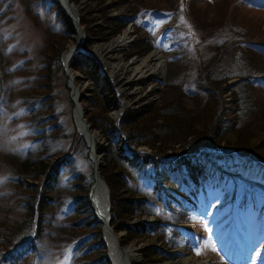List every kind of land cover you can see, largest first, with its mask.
<instances>
[{"label":"trees","instance_id":"obj_1","mask_svg":"<svg viewBox=\"0 0 264 264\" xmlns=\"http://www.w3.org/2000/svg\"><path fill=\"white\" fill-rule=\"evenodd\" d=\"M3 1L0 0V4ZM80 1L74 0L76 6ZM91 1L96 5L93 10L86 6L79 9L80 24L86 33L83 46L88 50L94 40L109 42L126 29L128 18L113 16L114 11L127 6L136 18L141 11L135 10L130 0ZM198 1L190 0L197 24L201 23L199 18H204L199 14ZM33 2H39L40 8L55 14L60 30L49 31L42 67L32 81L25 80L17 91L20 104L28 113L35 146L24 155H10V158L14 157L11 162L16 172L9 184L20 191H15V195H29L36 201L12 231L0 236V262L36 261L42 255L43 244L49 240L56 250L71 249L70 264H109L101 225L90 210L93 163L76 126L68 150L49 152V141L59 138L62 132L57 76L65 75L61 59L74 34L73 28L54 0H28L26 12L34 20L38 21L39 17ZM155 10L174 14L170 9ZM99 21L102 23L97 24ZM169 21L166 26L177 40L165 92L155 103L137 111H126L116 128L110 116V108L116 103L114 90L108 78L99 72L98 64L79 53L70 66L84 79L93 80L86 92L88 96H82V103L92 130L104 141L97 144V149L103 154L101 175L110 189L111 226L116 232L126 231L127 241L141 238L146 232H155L151 234L155 236L156 230L171 227L169 242L164 236L155 240L174 249L177 241L184 237L183 231L197 229L191 223V215L196 210L187 202L191 201L199 208L212 190L217 186L224 187L231 179H241L264 189V140L261 141L264 138V111L259 110L260 102L252 92H264V68H259L250 58L264 60V43L235 34L231 40L218 44L216 54L204 67L196 69V76H183L184 72L180 71L183 60L189 63L199 60L186 46L189 38L182 17ZM2 42L0 37V103L5 80L12 78L10 58L4 52ZM134 47V55L143 57L154 45L145 36L137 39ZM231 52L235 54L234 60L222 67L224 55ZM242 52L249 55L243 56ZM16 71L21 72L20 68ZM232 80L234 82H230ZM63 88L70 92L66 77ZM231 94L232 99L227 102L230 106L225 108L226 97ZM11 101L9 99L8 103ZM68 102L73 107L69 97ZM224 108L228 111L227 117ZM256 118L261 122L260 129L255 125ZM122 141L126 142L130 152L125 158L119 151ZM142 147L151 152H140ZM222 147L232 149L236 154L217 153ZM53 157L59 160L57 165L51 163ZM83 162L91 173L83 171L86 169ZM167 210L175 213L174 223L167 218ZM146 217H154L155 221L144 225L141 221ZM134 220L139 222L138 228L130 223ZM24 224L29 226V233L23 232ZM122 243L128 242L123 240ZM166 256L175 257V254L167 252Z\"/></svg>","mask_w":264,"mask_h":264},{"label":"rangeland","instance_id":"obj_2","mask_svg":"<svg viewBox=\"0 0 264 264\" xmlns=\"http://www.w3.org/2000/svg\"><path fill=\"white\" fill-rule=\"evenodd\" d=\"M27 2L28 0H4L0 4V37L3 41L4 52L9 55V69L12 72V78L5 80L0 103V236L4 232L12 231L23 220L27 209L32 208L36 201L29 195H27L29 197L15 195V191H18V193L20 191L9 184V181L14 179L16 172L15 166L11 162L14 157L10 158V155H24L27 150L35 146L31 138L32 132L27 119L28 113L25 111V106L20 104L17 91L22 87L25 80L32 81L34 74L42 67L49 31L60 30L55 14L47 9L40 8V1L38 3L33 2L35 14L39 17L38 21L30 17L26 12ZM145 2L146 4L143 3V0H130V5H133L135 10L141 9V11L139 18L137 17L135 25L132 27L134 33L131 34V37L134 41L131 42L128 49H112L113 44L120 35L109 42L94 40L90 48L91 51L95 50L103 54L105 62H109L111 65L114 64L118 68V70H113L110 66L105 67L104 64H99L106 75L109 76L113 73L110 77L112 87L115 88L118 100L126 103L125 111H137L143 106L155 103L165 92L168 72L172 69L170 60L175 54V42L177 40L170 33L171 30L167 28L166 24L174 17H182L189 38L186 46L193 51V56L199 60L194 63L183 60V65L180 68L181 73L184 72L183 76H196V69L199 66L200 68L204 67L216 54L215 48L218 44L231 40L235 34L239 33L246 37L243 39L248 38L264 43V7L254 4L253 0H243L242 3L240 0H200L197 5L199 14L204 18L198 19V21H201L199 24L195 22V18L192 16L190 0H146ZM46 5L49 6L50 3L47 1ZM74 6L78 13L79 9H83L85 6L91 10L96 7L91 0H81L78 6ZM146 8H154V10ZM156 8L170 9L174 14L176 13V16L168 11L156 12ZM178 9H180L179 12ZM122 11L129 12V9L126 6ZM100 23L102 21L97 24ZM149 35L150 39L154 37L152 42L164 54L166 77L161 79V82L155 81L157 76L154 78L150 75L143 78L134 77L128 70L130 68L135 72V68L140 66L142 60L148 56L134 55V43L138 38ZM74 43L75 34L67 44L66 50H69ZM242 55L248 56L249 54H243L242 52ZM234 57V52L225 54L222 59V67L230 65ZM250 58L257 63L259 68H264L263 59L251 56ZM153 62L155 63V61ZM17 68L21 70L19 74L16 71ZM74 73L78 76L76 84L80 93L88 96L86 92L91 86V81L84 79V76L79 72ZM65 77L66 74L61 73L57 76L58 92L61 95L58 111L62 113L60 121L62 132L59 138L49 141V152L52 153L58 149L68 150L75 133L73 107L68 102L69 92L63 88ZM162 80L164 81L162 82ZM175 84H178V82H175ZM8 90L11 95L8 94ZM252 92L260 102L259 110L264 111V92L255 90H252ZM229 96L226 97L225 108L230 106L227 102L232 99V94L231 97ZM9 99H12V101L8 103ZM117 106L113 105L110 108L112 121L114 118L116 119ZM225 108L223 113L227 117L228 111ZM255 120H257L255 125L260 129V120L258 118ZM98 139L100 144L104 143L102 136ZM263 140L264 138L261 141ZM223 147L220 149L225 150ZM50 161L52 164L57 163L54 157ZM83 164L86 167L83 171L88 174L91 173L89 166L85 162ZM226 190V196H224V193H218L220 196H215L216 201L208 207L204 205L200 212L192 215L191 223L195 224L197 229H202L203 233L193 232V229H191V234H188L189 238L177 241L175 250H171L155 240L157 237L164 236L165 240L169 242L171 234L168 232L172 230L171 227L160 229L163 232L156 230L158 234L155 236L151 235L156 234L155 232H146L141 238L135 237L133 241H127L126 231H120V234H122L121 243L123 240L128 242L123 245L125 247L135 244L140 250L144 264H165L177 261L183 257L180 249L186 245L193 251L196 258L205 264H264V226L261 225L263 221L249 211H243V209L239 211L245 200L250 203L253 202V204H260V201L264 198V189L244 180L236 179L228 183ZM232 199H235L232 215L236 214L234 223L239 227L240 232V235L236 234L235 236L229 234L230 226L225 229L228 220L218 224L220 217L215 214L217 201L225 203ZM157 210L160 209L157 208ZM230 210L228 207L225 212ZM166 216L171 223L175 222V213L166 212ZM152 219L151 217L145 218V224L153 223L154 219ZM130 223L138 228V221L134 220ZM24 226L23 232L29 233V226L26 224ZM143 229L145 230V226H143ZM203 234L205 237H200ZM6 235L9 234L6 233ZM144 237L146 240L143 239ZM13 241L10 243H13ZM43 248L42 255L38 260L28 259L20 264H70L71 249L56 250L49 240L43 244ZM167 252L175 253L177 256L167 257Z\"/></svg>","mask_w":264,"mask_h":264},{"label":"bare ground","instance_id":"obj_3","mask_svg":"<svg viewBox=\"0 0 264 264\" xmlns=\"http://www.w3.org/2000/svg\"><path fill=\"white\" fill-rule=\"evenodd\" d=\"M66 9L68 10L69 14L73 15L74 17V8L72 5L71 0H58ZM74 12V13H73ZM75 19V17H74ZM130 32L126 31L123 36H120L116 42L113 44L112 49H120L124 50L128 49L131 45V39H130ZM84 35L80 31L75 32V43L70 47V50L65 54L64 56V62L69 58V53L72 48L76 46H80L83 43ZM95 54L98 59L102 62V54L98 51H95ZM155 61V63L153 62ZM105 67H112L113 70L116 68L114 64H110L109 62L104 63ZM136 71H132L130 68H128L129 72L133 74L134 77L143 78L147 75H150L152 78L155 77V75H159L161 78L164 74V67L162 62V56L157 53L153 52L148 57H146L144 60H142L141 65L135 68ZM113 75V73L111 74ZM76 120L79 123L81 119V111L79 108L76 110ZM82 124L80 123V127L82 128ZM96 142V138H95ZM97 161L99 162V156L96 155L95 157ZM107 193L102 188V185L100 186V190L96 189L95 197H94V209L97 214V216L106 224L107 219ZM105 237L107 241L108 246V254H109V262L111 264H144L143 258L140 254L139 248L132 244L128 247H123L120 251V248L118 247V239L120 240V237H115L113 234L109 233L105 229ZM118 238V239H117ZM181 253L183 254V257L178 259L177 261H171L165 264H205L204 262L198 260L196 256L185 246L180 249Z\"/></svg>","mask_w":264,"mask_h":264},{"label":"water","instance_id":"obj_4","mask_svg":"<svg viewBox=\"0 0 264 264\" xmlns=\"http://www.w3.org/2000/svg\"><path fill=\"white\" fill-rule=\"evenodd\" d=\"M58 2V0H56ZM61 7L64 9L66 15L69 17V20L71 22V25L73 26L74 28V31L78 32H82L83 35L84 34V29L83 27L80 25V18H79V15L76 11V9L74 8V17L73 15L69 14L68 10L66 9V7H64L62 5V3L58 2ZM84 40V39H83ZM78 52H83L85 54H87L88 56L90 57H93V58H96L94 56V53L93 52H90V51H87V50H84V48L82 47V45L80 46H76L74 48H72L71 50V53L69 54V58L67 59V61L65 62V70H66V73L68 75V77L70 78V87L72 88V99L74 100V115L76 114V110L79 108V110L81 111V119H80V123L83 125L82 128L80 127L79 125V130L81 132V134L85 137V140L87 142V145L88 147L91 149V156H92V159H93V162H94V184L92 185V188H91V192H90V198H91V203H92V207L94 209V197H95V192H96V189L97 190H100V186L102 185V188L104 189V191L107 193V199H106V204H107V211H108V214H107V219H106V224H104L103 226V234H105V229L113 234L115 237H122V234L120 235H117L115 233V231L113 230V228L110 226V206H111V203H110V193H109V189H108V186L107 184L105 183V181L102 179L101 177V164L98 163L97 159H95V156L93 154H96L94 151V138H93V135L91 133V129H90V125L87 123L86 121V113L84 111V109L82 108V104L80 103V98H79V94L77 92V89L75 87V83H74V75H73V72L72 70L70 69L69 67V62L71 61V59L73 58V56L78 53ZM74 96L76 97L77 101L74 99ZM99 221L103 223V221L98 217ZM118 239V238H117ZM118 247L120 248V251L122 249V245H121V242L120 240L118 239ZM109 257V256H108Z\"/></svg>","mask_w":264,"mask_h":264}]
</instances>
